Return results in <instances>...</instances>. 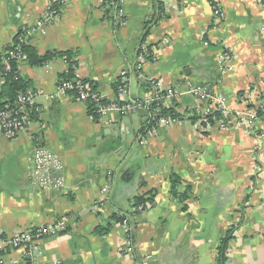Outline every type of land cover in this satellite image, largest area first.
I'll use <instances>...</instances> for the list:
<instances>
[{
    "label": "crops",
    "instance_id": "crops-1",
    "mask_svg": "<svg viewBox=\"0 0 264 264\" xmlns=\"http://www.w3.org/2000/svg\"><path fill=\"white\" fill-rule=\"evenodd\" d=\"M51 1L0 0V54L18 31L31 29L28 44L39 54L75 51L80 78L106 102L117 99L123 70L127 99L146 96L154 79L176 90L167 102L187 117L205 104L187 93L191 86L223 98L231 111L264 102V4L258 0H214L218 22L210 0H124L122 23L111 11L105 16L103 0H69L56 21L42 24ZM159 11L144 38L146 21ZM143 38L156 59L142 65L138 78L133 69ZM67 69L59 56L40 66L19 62L38 111L14 137L0 135V227L13 235L65 218V228L36 242L30 255L8 250L0 264H217L220 241L233 225L225 264H264V116L255 133L245 125L203 129L198 116L149 134L146 113L95 118L72 94L50 98ZM38 146L63 164L65 187L58 192L29 178ZM172 173L183 180L180 193L191 185L185 201L170 193ZM148 190H155L154 202L131 218L129 258L120 250L118 224L103 235L95 228L113 213L132 212L131 198Z\"/></svg>",
    "mask_w": 264,
    "mask_h": 264
},
{
    "label": "built area",
    "instance_id": "built-area-1",
    "mask_svg": "<svg viewBox=\"0 0 264 264\" xmlns=\"http://www.w3.org/2000/svg\"><path fill=\"white\" fill-rule=\"evenodd\" d=\"M56 3L64 6L69 0H52ZM52 1L48 4V7L40 20V23H53L59 17V13L53 10L51 5ZM123 1L119 0L115 4L114 0H110L112 17L115 21L122 23L123 21ZM262 3V0H258ZM212 9V19L214 22H218L221 19V10L214 0H210ZM31 29L25 31V35L29 36ZM22 41V38H19ZM162 42L168 43V38H163ZM146 44H141L139 54L135 59L134 68L141 72L142 65L150 60H155L156 56L154 51L148 52ZM8 47L0 54V81L4 75L13 74L14 78H17L20 73L18 70H12V61L21 62L23 60L20 48ZM147 56H151L148 58ZM227 54L222 53L220 55L221 60H225ZM77 66L72 68V78H62L55 85L54 92L49 94L50 98L57 96H67L72 94L78 100L82 102H90L93 112L102 117L109 111H114L120 116L127 115L129 113L138 112L144 110L149 118V127L146 133H152L156 126H171L173 123L180 121L178 117L172 118L170 116H160L154 118L152 114V105L158 101H171L176 97V90L169 86H165L160 81L150 79L151 84L150 93L146 94L143 98L139 99H127L128 94V71L123 70L120 73V80L117 86L116 94L117 99L114 101L106 102L102 100L101 96L96 90H93L91 85L83 81L80 78ZM187 93L205 101V104L199 106L196 110L200 126L203 129H210L212 126L219 128H230L237 125H245L249 130L254 132V124L261 117L257 111V108L264 106V102L253 107H247L240 110L231 111L228 109L225 101L221 97H216L205 89L194 86L187 90ZM242 99L245 97L242 95ZM218 110L221 116L215 119L214 123L208 120V115L213 111ZM38 111V106L35 103L34 94L29 91H18L13 102L10 105H6L0 108V135L7 138H12L18 131L24 130L31 121V114ZM255 133V132H254ZM144 135H142L141 142H144ZM63 164L57 154L49 149L38 146L34 150L32 156V164L28 171L29 178L39 188L58 192L65 187L64 178L62 176ZM138 209H141L139 207ZM66 219L61 218L56 220L52 224H46L34 228L23 230L19 233L8 235L0 227V261L3 255L10 249L25 248L26 253L30 255L36 242L43 240L49 236L56 234L58 231L65 228ZM123 231L124 238L120 250L124 252L129 258L134 257V243L132 241V228L131 224L124 219L118 224Z\"/></svg>",
    "mask_w": 264,
    "mask_h": 264
},
{
    "label": "trees",
    "instance_id": "trees-1",
    "mask_svg": "<svg viewBox=\"0 0 264 264\" xmlns=\"http://www.w3.org/2000/svg\"><path fill=\"white\" fill-rule=\"evenodd\" d=\"M109 2H110V0H103V6H105V16L107 18L109 17L108 13H110V11H111V6L109 5ZM114 2H115V4H117L119 2V0H114ZM262 4H264V0H262ZM51 7L53 10H56V13H59V16H60V13H61L63 6L56 3L55 1H52ZM160 15H161V12L159 11L157 15H154V17H151L146 21L145 31L143 34L144 38L148 34L149 27L151 26V24L156 23L157 20L159 19ZM121 22H123V21H121ZM26 30L27 29H23V30L21 29L20 31H18V33L14 36V40H13L12 45H11L12 47L18 46L20 48V52H21L23 60H26L27 63L31 66H40V65H43L44 63L48 62L49 60H51L54 57H58V56L63 57V59L68 64V69L62 78H72V76H73L72 68L74 66L78 65V61L75 58V54H76L75 51H73V50H64V51L51 50V51H48L44 54H39L32 45L28 44L29 36L27 37L25 35ZM19 38H22V41H20ZM144 38H143L142 42H140V44H139V47L137 50V56L139 54V49H140L141 44L144 43ZM145 46H146L149 53L151 51H153L151 45L146 44ZM147 57L150 58L151 56H147ZM18 64H19V62L15 61V60L11 62L13 71L18 70ZM133 72H134L136 77H138V78L140 77L141 72L138 69L134 68ZM14 77H15V75L12 72L11 74L4 75L2 80L0 81V108L4 107L6 105H10L13 102V100L16 96V93L18 91H27L26 80L21 75H19L17 78H14ZM83 81H86V80L83 79ZM147 84L150 85L149 81L147 82ZM92 89L95 90L93 87H92ZM116 89H117V87H116ZM166 102L167 101H158V102L153 103L152 114H153L154 118H158L160 116H170L172 118L178 117L181 120H184L186 118L187 119L188 118H190V119H197L198 118V114L196 111L195 112L193 111L190 114V116L187 117L184 113L179 112L176 109V106H174L173 104L169 105V103L168 102L166 103ZM165 104H167V105H165ZM87 105H88L89 113L93 117L98 118V116L93 112V110L91 108V103L88 102ZM248 105H250V104H248ZM257 111H258L260 116H264V106H262V109L257 108ZM220 116H221V113L218 110H215L211 114H209L207 117L211 123H214L215 119L219 118ZM182 182H183V180L174 173H172L169 176L171 195L176 197V198H179L181 201H185L190 196L191 185L185 184L184 191L180 193L178 191L177 187ZM155 193H156L155 190H148L146 192L138 193V194L134 195L131 198V205L133 208L132 212H130V213H120V212L113 213L110 217V221H108L107 224L99 225L95 228V233L98 235H103L109 231V229L112 226V223L113 224H120L122 221H124V219H126L131 224V218L134 214L138 213L139 211H141V210L145 209L146 207H149L153 204L154 198H155ZM139 207H141V209H138ZM233 226H231L228 229V231L226 232V235L220 241V244L218 246L217 259H216L217 264H225L227 262L226 252H227V248H228V242L232 238L233 233L235 231V226L234 227Z\"/></svg>",
    "mask_w": 264,
    "mask_h": 264
},
{
    "label": "water",
    "instance_id": "water-1",
    "mask_svg": "<svg viewBox=\"0 0 264 264\" xmlns=\"http://www.w3.org/2000/svg\"><path fill=\"white\" fill-rule=\"evenodd\" d=\"M140 112L146 113L144 110H140Z\"/></svg>",
    "mask_w": 264,
    "mask_h": 264
}]
</instances>
